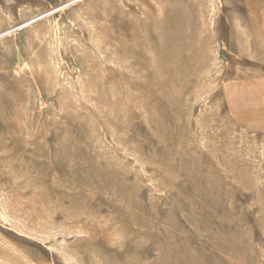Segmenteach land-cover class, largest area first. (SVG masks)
Returning a JSON list of instances; mask_svg holds the SVG:
<instances>
[{"label": "rangeland", "instance_id": "rangeland-1", "mask_svg": "<svg viewBox=\"0 0 264 264\" xmlns=\"http://www.w3.org/2000/svg\"><path fill=\"white\" fill-rule=\"evenodd\" d=\"M0 264H264V0H0Z\"/></svg>", "mask_w": 264, "mask_h": 264}]
</instances>
